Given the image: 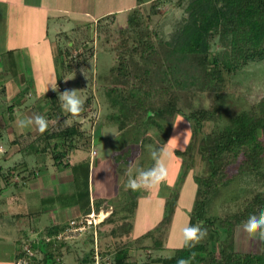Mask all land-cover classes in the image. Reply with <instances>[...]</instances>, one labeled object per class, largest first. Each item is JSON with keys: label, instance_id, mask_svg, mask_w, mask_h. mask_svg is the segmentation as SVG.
Masks as SVG:
<instances>
[{"label": "trees", "instance_id": "16d2710c", "mask_svg": "<svg viewBox=\"0 0 264 264\" xmlns=\"http://www.w3.org/2000/svg\"><path fill=\"white\" fill-rule=\"evenodd\" d=\"M183 1L177 0V4ZM183 9L185 14L171 38L164 39L154 28H149L151 13L142 12L141 5L132 8L126 17V26L115 30L114 66L107 74L99 76L104 83L106 101L115 108L118 131L125 128L143 132L141 139L145 140L149 127L162 130L180 112L191 125L187 149H175V154L183 157L184 173L194 165L196 155L208 167L205 175L196 177L197 189L188 219L206 228L207 236L195 247L176 248L170 256H148L152 263L159 264H177L182 258L189 259L190 264H264V247L255 251L236 249L238 227L251 214L264 210V189H255L245 196L234 212L222 216L207 214L216 189L233 178L248 176L264 183V98L230 114L226 124H216L209 132L203 131L206 121H216L220 116L230 77L250 62L264 60V0H187ZM151 12H156V5H151ZM73 45H66L67 54ZM66 67L68 71L73 69L70 63ZM201 94L208 96V106L194 104V99ZM47 97L46 113L48 119H55L57 127L38 136L42 145L34 144V140L30 142L32 153H49L57 168L70 169L75 188L70 203L85 206L88 213L91 210L89 161L72 164L68 156L95 139H90L79 121L62 125L69 117H75L61 110L55 92ZM88 103L90 97L85 99L83 114ZM185 106L187 110L182 109ZM99 126L93 130L96 136ZM17 167L8 166L3 171L0 166L4 184L12 181L14 185H24L25 179L35 176L34 170H27L16 182L12 179ZM25 169L22 167L18 174ZM167 220L168 217L162 219L154 230L144 233L148 237L154 235L150 248L160 247L161 240L155 231ZM103 223L96 227V235ZM117 229H112L114 235ZM87 235L93 242L92 232ZM52 241L54 243V238L44 241L45 244L41 242L45 250L38 264L54 261L56 253L50 249ZM127 249L125 246L115 249L111 263L129 264ZM20 255L16 260L26 255L24 249ZM34 257V254L29 257L30 264H34ZM92 262L93 248L81 260L82 264Z\"/></svg>", "mask_w": 264, "mask_h": 264}, {"label": "rangeland", "instance_id": "374dc122", "mask_svg": "<svg viewBox=\"0 0 264 264\" xmlns=\"http://www.w3.org/2000/svg\"><path fill=\"white\" fill-rule=\"evenodd\" d=\"M186 3L187 0H184L181 5L177 4V0H103V9L105 7L104 5H108L107 7H115V9L118 8L119 10L115 11V14L103 17L94 22L89 18L85 20L62 19L60 21L54 19L51 21L50 25L54 24L59 26V24H62V29L68 30L64 33H67L69 35H67V37L76 44L68 50L67 54L66 45L68 40L64 39L66 34L63 35L62 33L61 35H55L54 26H51L52 30L50 31L52 32L50 34V39L52 40L53 47L54 49L56 47L58 49L59 47L61 50H65L64 53L67 54L68 59H64V62L66 65L68 63L72 65V72L68 71L67 67L62 68L58 65L54 67L48 66L50 61L47 59L39 60L34 62L35 66L38 67L43 62L45 66L37 69L36 73L38 74L37 77L39 82L35 84L36 87L32 81V71L28 67L27 73L28 76H30L29 85L31 87H21V89H23L22 95L14 96L13 98L10 96L13 88H11L10 91L7 90L5 93L0 92V104L4 103L6 106V104L12 103L15 108L17 107L14 113L15 120L13 123V126L15 125L14 127L17 129L15 132L17 134L19 130H22L17 126V119L29 115L30 110L27 109L26 111L25 107L30 108L33 103L34 105L41 104V100L35 102V100H37L35 99V95H40L50 81H56L58 86L59 82L57 81L60 80V83L68 85L69 90L75 88L81 98L86 99L90 97V103L87 105L86 113H81L75 118L69 117L62 125L79 121L82 123V128H84L86 134L90 136L92 140L96 136L93 130L96 131V127L100 125L101 136L100 139L91 142L88 146H83L73 151L70 154L71 157L69 160L73 162L79 158L77 156H80L90 161L92 188L95 190V193L98 194V190L101 189L103 192H106L108 199H110V201L107 199V202L109 201L113 205L123 204L124 209L119 212V214L126 217L123 228H127V230L130 229V235L138 236L136 238L142 240L147 246L153 245L154 235L148 237L144 236V233L154 230L162 219L168 217L166 224L159 229L160 231H155L157 232L156 235L158 239L161 240L162 246L155 249L151 248V256H170L173 254L176 249L175 246L180 240L179 230L185 223H188L197 189L196 177L205 175L208 171V167L207 164L196 155V157H194V165L184 173V169L182 168L183 157L181 155H176L175 149H187L191 136V125L184 114L180 112L174 116L172 122L165 124L162 130L157 131L156 128L152 126L149 127L147 130L148 136L145 140L141 139L143 132H132L125 128L118 131L117 121L114 117L115 108L107 103L102 90V84L104 83L99 76L107 74L114 66L115 30L126 26V17L132 8L141 5L142 12L151 13L148 23L149 28H154L162 38L170 39L178 25V21L185 14L183 8ZM153 4L156 5V12L152 13L151 5ZM129 5H131L130 8H125ZM213 49H217L215 43L213 44ZM56 50L52 53V58H54V60L59 58V55L55 54ZM38 55L42 57L41 51ZM1 58L2 56H0V60ZM2 77H0V80ZM3 78V82L8 80L6 76ZM28 89L30 91L34 89V95H25L23 98V93ZM225 91L226 94L220 106V116L216 121H206L203 125V131L209 132L216 124L219 126L226 124L230 114L243 108H249L251 104L264 98V60L250 62L236 74L231 76ZM51 92H55V94L58 95L61 90L57 88L53 91L49 85L46 93L49 94ZM45 99L49 100L47 96H45ZM16 100L19 102L22 101L21 103L25 105L16 102ZM199 103L208 106V96L201 94L198 98H195L194 104L198 105ZM48 107L41 111L36 107L37 109H34L33 114L40 113L45 115L48 119L46 113L49 109ZM182 109L187 110L186 106ZM181 118L183 119L180 120ZM48 121V129L57 127L55 119H48ZM2 133L4 137L0 140V144L6 147L8 145L6 142L8 138L5 135L7 132ZM34 133L40 136V133L35 129ZM136 133L140 136L135 135ZM170 138H172V140L168 142ZM33 139L34 144L38 143V145H42L43 142L40 139ZM23 140H26L22 141L23 145H25L30 141V138L24 137ZM150 146L153 148L166 146L172 153L168 161L170 186L169 183H163L150 190L133 192L126 188L128 180L126 179V177H128L126 174L127 170L130 163H134L136 166L145 169L152 166L153 161L149 154ZM5 149L8 150L7 153L5 155L3 153L0 154V165L3 166L2 170H5L6 167L12 166L13 164L18 165V170H20L22 167L20 162L24 160L34 171L37 166L40 177H43L45 173H52L53 160L49 153L41 152L37 155L35 153L33 154L32 148L29 146L23 147L21 151L18 150L17 147L12 149L6 147ZM93 149L96 151V154H92ZM5 157H7L8 160L5 161ZM42 163L48 166V170L44 165H37ZM23 174H25V172ZM20 179L21 178L16 174L13 176V180L16 182H19ZM32 179L31 181L29 180L28 185L24 188L25 190H18L19 194L17 190H14V185V187L11 188L1 189L0 212L3 213L6 220L9 219L12 211L21 212L22 214L26 213V216H24V218L22 217L26 220L28 217L27 212L34 211V205L40 204L43 198L52 193V191H50V185L45 184L44 186L46 187H42L41 190L38 187L34 188V179ZM2 181L4 182L3 179L1 183H3ZM114 185L117 189V196L111 197ZM22 186L24 187L25 185ZM60 187L63 188L62 184ZM255 189H264V183L256 182L248 176L233 178L231 182L216 189L208 204L207 214L222 216L225 213L234 212L242 199L247 195H251ZM63 191H61V193ZM174 194L177 196L176 199H174ZM67 198H69L67 193H63L61 197H57L55 204H57V206L66 204L71 206L74 204L69 203ZM173 199L175 201L174 203L172 202ZM48 217L47 213L42 216L44 221L50 222L51 218L49 219ZM28 221L34 223V219H27V222ZM241 226L243 227V225ZM241 226L238 227L236 234L237 250L255 251L264 247V240L260 239L258 236L250 237ZM7 243H10L8 236ZM85 246L89 248L91 243ZM5 248H7V245H5ZM5 251L9 253L11 250L9 248Z\"/></svg>", "mask_w": 264, "mask_h": 264}, {"label": "crops", "instance_id": "0c3cea01", "mask_svg": "<svg viewBox=\"0 0 264 264\" xmlns=\"http://www.w3.org/2000/svg\"><path fill=\"white\" fill-rule=\"evenodd\" d=\"M104 6L105 7L103 9V0H0V56H2L0 60V77H2V75L3 77H8L6 82H3V77L1 78L0 92L5 93L7 90L10 91V89L13 88L12 93L10 94V96L13 98L14 96L22 95L23 89H21V87H31L29 85L30 76H28L27 73L28 67L32 71L31 76H33L32 81L34 85L38 84L39 80L37 77L38 74L36 73L37 69L45 66L44 62L38 67L35 66L34 62L39 60L47 59L50 61L48 66L54 67L58 65L62 68L66 67L64 59L68 58L67 54L64 53L65 50H61L59 47L58 49L57 47L54 49L52 40L50 39V34L52 32L50 31L52 30L51 26H54L53 28L55 29V35H61L62 33L63 35L66 34L64 39L68 40L67 45H69V47H71L72 44H76L67 37V33H64L68 30H63L62 24H59V26L54 24L50 25L51 21L54 19L60 21L62 19L85 20L86 18H89L92 22H94L100 20L103 17L115 14V11L119 10L118 8L115 9V7H107L108 5ZM130 7L131 5L125 8L128 9ZM55 50V54L59 55V58L54 60V58H52V53L55 52ZM40 51L42 53V57L41 55H38ZM57 82H59L57 88L60 86L58 89L61 91L66 89L69 90L67 84L60 83V80ZM25 95H34V89L31 91L29 89L25 90V93H23V98ZM45 96H47V93ZM45 96H42L41 94L38 96L35 95V99H37L35 102L41 100V104L34 105L33 103L30 108L25 107V110H30L32 115L34 109L39 108V111L46 109L48 107V100L45 99ZM16 102L19 101L16 100ZM21 102L22 101L19 103L22 104ZM16 108L12 103L6 104V106L4 103L0 104V140H2L4 137L2 132H7V134H5L8 138L6 140L8 143L6 147H10L11 149L17 147L18 150L21 151V149L25 146L30 147V142L34 140L33 138L36 140L38 135L37 133H34V128L22 129L18 131V134L15 133L17 129L14 127L15 125L13 126V123L15 120L14 113ZM100 136L101 133L99 131L97 132V136H95L94 139H100ZM24 137L30 138V141L27 144L24 143L25 145L22 143V141H26L23 140ZM1 147L4 149L6 148L5 145H1ZM7 151L8 150L5 149V153L3 152V154L5 155ZM92 151L95 150L93 149ZM35 154L37 155L39 153ZM70 154L68 156L69 159L71 157ZM93 154H96V151ZM77 157L79 158L73 162L69 160L70 163L75 164L81 161H86V159H83L80 156ZM4 159L5 161L8 160L7 157ZM52 164V173H45L43 177H40L38 171L39 169L36 166L35 176L25 179L23 182L25 185L24 187L19 184L14 185L12 184V181L7 184H4L3 181V183H1L2 177L0 178V187H2V189L3 187L11 188L15 186L14 190L23 191L25 190L24 188H26V185H28L29 180L31 181L33 178L34 188L38 187L41 190L42 187H46L44 186L46 184L50 185V191H52L50 195L43 198V201L40 204L37 205L34 203V211L27 212L28 217L26 220L23 219L24 216H26V213L22 214L21 212L12 211L10 213L9 219L6 220V218L3 216V213L0 212V264H14L16 258L19 257L21 251L26 245L31 246V249L35 255L34 264H38L37 260L39 261V259L42 257L43 250H45L43 249L44 246L41 244V242L44 243V241H47L46 237H49L48 235H51L60 229L62 230L70 218L86 213L85 206L72 203L71 206L69 204L62 206H57V204H55L57 197H61L63 193H67L69 197L67 200L70 203V196L75 194V188L70 169L57 168L54 163ZM20 165L26 168L25 171H21L18 174L17 167V169L14 171V175L16 174L20 177L21 175H25L27 170H33L24 160L20 162ZM37 165L43 166L44 163ZM0 166L3 169V166ZM44 167L47 168L48 166L44 165ZM24 172L25 174H23ZM91 173L89 161L88 187L90 209L94 208L95 211L103 210L106 214L104 223L100 225V232L97 233V246L99 248L100 255L103 258L108 257L112 262L114 259L115 249L125 246L128 247L127 259L130 262L129 264H153L150 261V257L155 256H151L150 246H147L142 240L136 238L138 236L130 235V229L127 230V228H123L126 217H124L122 214H119V212L124 209L123 204H111L106 192H103L101 189H99V193L96 194L95 190L92 188ZM126 179H128V177H126ZM61 184L63 188L60 187ZM113 188L114 189L111 192V197L117 196V189L115 185ZM61 191L63 192L61 193ZM107 199L109 200L108 202ZM30 213H33L34 215L32 214L30 216ZM45 213H47L49 219L51 218L50 222H46L44 221V218H42ZM27 219H34V223L29 221L27 222ZM116 227H118V229L114 235L112 233V229ZM119 227L122 228L119 229ZM7 236L10 239L9 244L7 243ZM88 243H91V246L86 248L85 245H88ZM93 243L94 241L92 242L90 235L87 234L66 241L55 240L53 247L50 248L53 250L52 252L56 253V257L53 258L55 262L49 260L44 264H82L81 260L85 257V254L93 248ZM5 245H7V248H5ZM161 246L162 244L160 247ZM9 248L11 251L7 253L5 250ZM148 255H150V257Z\"/></svg>", "mask_w": 264, "mask_h": 264}, {"label": "clouds", "instance_id": "9594fccd", "mask_svg": "<svg viewBox=\"0 0 264 264\" xmlns=\"http://www.w3.org/2000/svg\"><path fill=\"white\" fill-rule=\"evenodd\" d=\"M49 85L53 91L57 89L56 81H50L41 92L42 96H45ZM58 100L60 102L61 110L73 117H77L83 112L85 99L78 95L75 88L59 92ZM182 119L183 118L180 120ZM16 123L20 129L34 128L40 134L47 131L49 127L48 119L45 115L40 113L25 115L23 118H18ZM171 140L172 138H170L168 142ZM4 151L5 149L0 147V154ZM149 154L151 160L153 161L152 166L145 169L136 166L134 163H130L127 170L126 174L128 176V180L126 188L133 192L139 190H150L163 183H169L170 186L168 161L171 158L172 153L166 146L160 148H153L150 146ZM243 229L250 237L258 236L260 239L264 240V210L259 211L258 214H251L247 218V221L243 224ZM179 231L180 240L175 247L180 249L195 247L196 244L207 236L206 228L202 227L200 224H192L191 222L185 223ZM192 258H194V254ZM177 264H190V260L182 258L177 261Z\"/></svg>", "mask_w": 264, "mask_h": 264}, {"label": "built area", "instance_id": "2783aa9c", "mask_svg": "<svg viewBox=\"0 0 264 264\" xmlns=\"http://www.w3.org/2000/svg\"><path fill=\"white\" fill-rule=\"evenodd\" d=\"M58 88H60V86ZM93 153H95V151H92V154ZM105 217L106 214L103 210L95 211L94 208H91L88 213L70 218L62 230L60 229L56 231L51 236L46 237V239L48 240L49 238H54V240L66 241L92 232L94 246L93 262L91 264H111V260H109L108 257L103 258L100 255L99 248L97 246L96 227L99 223L105 220ZM24 251L26 255L18 258L14 264H30L29 257H31L34 252L29 245L24 246Z\"/></svg>", "mask_w": 264, "mask_h": 264}]
</instances>
